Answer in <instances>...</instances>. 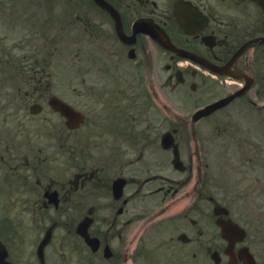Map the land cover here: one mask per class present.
Returning a JSON list of instances; mask_svg holds the SVG:
<instances>
[{
    "label": "flooded vegetation",
    "instance_id": "flooded-vegetation-1",
    "mask_svg": "<svg viewBox=\"0 0 264 264\" xmlns=\"http://www.w3.org/2000/svg\"><path fill=\"white\" fill-rule=\"evenodd\" d=\"M105 1L114 13L94 0H0V256L264 264L259 213L240 202L252 191L213 183L215 151L264 122L261 6ZM55 96L82 120L69 125Z\"/></svg>",
    "mask_w": 264,
    "mask_h": 264
},
{
    "label": "rangeland",
    "instance_id": "rangeland-1",
    "mask_svg": "<svg viewBox=\"0 0 264 264\" xmlns=\"http://www.w3.org/2000/svg\"><path fill=\"white\" fill-rule=\"evenodd\" d=\"M174 92H171L167 88V99H173ZM264 129V125H262ZM57 136H55L56 138ZM253 138L246 136L245 138H239L241 148H237L236 153L230 152L228 163L230 168L228 169V178L226 183H237L246 185L251 188L253 200L250 207L255 209L260 214V222L264 227V150L261 154L256 155L253 150H250L253 145ZM262 147L264 148V138L262 139ZM56 145L54 146V163L60 165L62 162L61 152V140H55ZM227 170V167H226ZM255 189V190H254ZM256 196H255V194ZM263 213V214H262Z\"/></svg>",
    "mask_w": 264,
    "mask_h": 264
},
{
    "label": "water",
    "instance_id": "water-1",
    "mask_svg": "<svg viewBox=\"0 0 264 264\" xmlns=\"http://www.w3.org/2000/svg\"><path fill=\"white\" fill-rule=\"evenodd\" d=\"M258 2L262 5V7L264 8V0H258Z\"/></svg>",
    "mask_w": 264,
    "mask_h": 264
}]
</instances>
